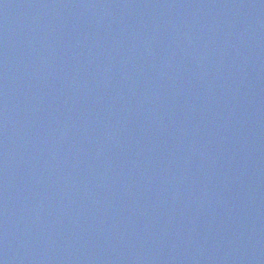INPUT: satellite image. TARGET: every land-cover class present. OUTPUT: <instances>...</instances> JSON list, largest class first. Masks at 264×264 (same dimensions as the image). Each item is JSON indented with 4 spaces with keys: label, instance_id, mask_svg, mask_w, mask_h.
<instances>
[{
    "label": "water",
    "instance_id": "obj_1",
    "mask_svg": "<svg viewBox=\"0 0 264 264\" xmlns=\"http://www.w3.org/2000/svg\"><path fill=\"white\" fill-rule=\"evenodd\" d=\"M0 264H264V0H0Z\"/></svg>",
    "mask_w": 264,
    "mask_h": 264
}]
</instances>
